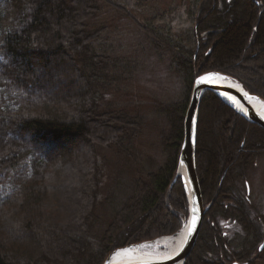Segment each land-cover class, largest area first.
<instances>
[{
  "label": "trees",
  "instance_id": "16d2710c",
  "mask_svg": "<svg viewBox=\"0 0 264 264\" xmlns=\"http://www.w3.org/2000/svg\"><path fill=\"white\" fill-rule=\"evenodd\" d=\"M99 2L165 50L181 80V98L155 108L168 132L161 138V159L150 170L133 156L142 116L106 107L107 101L101 106L122 79L113 60L94 49L103 28L91 29L89 21ZM141 5L0 0V264H102L117 248L176 233L188 216L182 183L174 178L193 80L218 71L264 99V0H170L139 18L134 7ZM66 140L70 144L62 147ZM245 140L252 144L240 151ZM99 150L111 154V161L102 157L114 169L101 201ZM260 152L264 128L206 90L195 151L202 197L216 190L225 171ZM123 163L138 167L120 184ZM241 218L247 220L246 209ZM215 236L204 216L184 264H223V249L208 245Z\"/></svg>",
  "mask_w": 264,
  "mask_h": 264
},
{
  "label": "rangeland",
  "instance_id": "374dc122",
  "mask_svg": "<svg viewBox=\"0 0 264 264\" xmlns=\"http://www.w3.org/2000/svg\"><path fill=\"white\" fill-rule=\"evenodd\" d=\"M140 1H142V5L140 7H134V15L139 18L148 17V15L156 9L163 10L166 5L170 3V0ZM99 4L100 11L89 21V27L91 29L103 28L99 40L94 44V49L98 53L105 54L113 60L116 64L114 72L120 75L122 79L113 86L110 93L106 95L105 100L101 102V106L107 101L110 105L108 104L109 106L106 105V107L112 106L121 108L129 113L142 116L143 127L137 140V151L133 156L142 161L143 164L141 165H144L145 169L150 170L153 166L155 167L161 159V138L168 132L167 122L162 116L157 114L155 108L160 103L173 102L181 98V80L170 68V55L165 50L155 49L150 39L139 30L129 18L121 15L102 2H99ZM183 29L184 27L178 28L175 30V33L177 35H182ZM258 62L259 61H255L252 63ZM252 63H250L249 66H252ZM237 84L239 83L237 82ZM236 137L237 133L232 132L231 138L234 139ZM238 138H241V136ZM70 142V140H66L60 145L66 147ZM246 142L245 140L239 144L240 151L244 148L245 144H248L250 141H248V143ZM108 153L107 151L99 150V164L101 168L100 201L103 200L109 188V184H111L108 177L109 174L111 175V170H114L113 163L104 159L106 156L110 161L113 160L111 154ZM103 154L104 158L102 157ZM255 158L257 159V164L252 167V171H255L257 176L254 193H256L255 191L257 190V200H260L259 203L263 204H260L256 210L260 216H263L264 152H260L253 159ZM135 163L139 164V160H135ZM252 163L253 161L250 166ZM131 166L132 168H130ZM134 166L136 165L131 163H123L121 166L118 164V167H122L123 170L120 173V175H122L121 179H117L120 184L122 180L126 183L128 179L133 178L132 172ZM136 167H134V169H136ZM113 174L116 176V173ZM134 174L136 175V173ZM184 229L185 226L181 227V229L174 234L155 238L146 244L153 246L151 248L153 252L166 251V246H161L158 241L175 240ZM98 236V233L94 234V238H98ZM146 246L148 245L136 248V250H144Z\"/></svg>",
  "mask_w": 264,
  "mask_h": 264
},
{
  "label": "flooded vegetation",
  "instance_id": "af4514ba",
  "mask_svg": "<svg viewBox=\"0 0 264 264\" xmlns=\"http://www.w3.org/2000/svg\"><path fill=\"white\" fill-rule=\"evenodd\" d=\"M253 158L250 162L241 160L225 171L216 190L202 197L209 235L211 231L216 234L208 245L215 242L223 249L218 255L223 264L264 263V213L260 216L256 210L262 203L257 200V190L254 193L257 176L252 167L257 159ZM241 209H246L247 220L241 218Z\"/></svg>",
  "mask_w": 264,
  "mask_h": 264
},
{
  "label": "water",
  "instance_id": "95a60500",
  "mask_svg": "<svg viewBox=\"0 0 264 264\" xmlns=\"http://www.w3.org/2000/svg\"><path fill=\"white\" fill-rule=\"evenodd\" d=\"M209 73L217 74L212 78L211 83H205L203 85H197L195 81L201 75H207ZM224 80L226 78L233 80L228 75L223 74L218 71H208L204 72L193 80L188 106L185 112L183 121V139L180 147V152L178 155V167L177 173L174 178L180 179L186 200L188 203V216L184 221L183 226H186V235L182 241L179 248L172 254L162 257L159 259L140 261V262H117L112 263L113 258L121 251L133 250L146 245L147 242H138L134 244H129L124 247L117 248L110 252L102 264H184L185 259L190 254L196 239L199 234V230L202 224L203 215L205 209L203 207L202 194L196 173V163H195V151H196V137H197V121L199 115L200 100L203 93L206 90L213 91L223 102L228 104L235 111L244 116L249 122L257 124L264 128V117L256 110H254L250 103V99H256L264 104V100L256 95L248 93L241 84H238L241 89H233L224 85L223 83H215V79ZM235 81V80H233ZM237 83V81H235ZM247 93V95L245 94ZM237 104L241 105L244 109L240 111L237 108ZM195 124V132L193 131V125ZM195 207L197 211L192 212V208ZM193 215L196 217V223L193 230L192 218ZM191 234L189 235V233Z\"/></svg>",
  "mask_w": 264,
  "mask_h": 264
},
{
  "label": "bare ground",
  "instance_id": "6f19581e",
  "mask_svg": "<svg viewBox=\"0 0 264 264\" xmlns=\"http://www.w3.org/2000/svg\"><path fill=\"white\" fill-rule=\"evenodd\" d=\"M215 83H223L224 85L228 86L229 88H233V89H241V87L235 83L233 80L231 79H224L221 80L219 78L214 80ZM249 103L251 105V107L258 111L263 117H264V105L256 100V99H250ZM237 108L240 111L244 112V109L241 107V105L237 104L236 105ZM186 235V226L185 229L180 233V235L178 237H176V239L174 240H167V241H158L160 243V245H164L166 246V251H162V252H153V249H151L153 246L146 244L148 246L145 247L144 250L138 251L136 249H133L131 251H121L119 252L112 260V263H117V262H140V261H148V260H154V259H159L162 257H166L172 253H174L179 246L181 245L182 241L184 240ZM157 246V244H156ZM155 246V247H156ZM178 264H181L178 263Z\"/></svg>",
  "mask_w": 264,
  "mask_h": 264
},
{
  "label": "snow or ice",
  "instance_id": "6c2138e0",
  "mask_svg": "<svg viewBox=\"0 0 264 264\" xmlns=\"http://www.w3.org/2000/svg\"><path fill=\"white\" fill-rule=\"evenodd\" d=\"M217 74L215 73H209L207 75H201L198 77V79L195 81V83L197 85H203L205 83H211L212 82V78L214 76H216ZM247 95V93H245ZM193 131L195 132V124L193 125ZM197 211V209L195 207L192 208V212L195 213ZM192 223H193V230H194V227H195V223H196V217L195 215H193V218H192ZM191 234V232L189 233V235Z\"/></svg>",
  "mask_w": 264,
  "mask_h": 264
}]
</instances>
